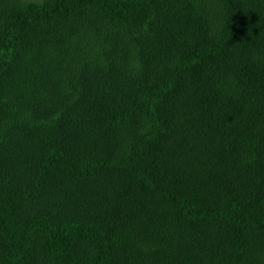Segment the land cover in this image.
Segmentation results:
<instances>
[{
	"label": "trees",
	"instance_id": "obj_1",
	"mask_svg": "<svg viewBox=\"0 0 264 264\" xmlns=\"http://www.w3.org/2000/svg\"><path fill=\"white\" fill-rule=\"evenodd\" d=\"M0 264H264V0H0Z\"/></svg>",
	"mask_w": 264,
	"mask_h": 264
},
{
	"label": "rangeland",
	"instance_id": "obj_2",
	"mask_svg": "<svg viewBox=\"0 0 264 264\" xmlns=\"http://www.w3.org/2000/svg\"><path fill=\"white\" fill-rule=\"evenodd\" d=\"M36 257H37V259L35 260V262L39 260V256H36Z\"/></svg>",
	"mask_w": 264,
	"mask_h": 264
}]
</instances>
